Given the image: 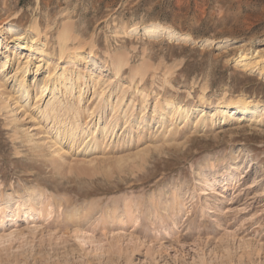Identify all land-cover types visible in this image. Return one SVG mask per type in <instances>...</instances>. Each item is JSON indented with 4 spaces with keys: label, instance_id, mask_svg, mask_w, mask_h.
I'll return each mask as SVG.
<instances>
[{
    "label": "rangeland",
    "instance_id": "1",
    "mask_svg": "<svg viewBox=\"0 0 264 264\" xmlns=\"http://www.w3.org/2000/svg\"><path fill=\"white\" fill-rule=\"evenodd\" d=\"M0 264H264V0H0Z\"/></svg>",
    "mask_w": 264,
    "mask_h": 264
},
{
    "label": "bare ground",
    "instance_id": "2",
    "mask_svg": "<svg viewBox=\"0 0 264 264\" xmlns=\"http://www.w3.org/2000/svg\"><path fill=\"white\" fill-rule=\"evenodd\" d=\"M164 32V30H162L158 25H156V24H150L148 27H146L145 29H144V32H143V34L145 35V36H151V35H153V34H156V33H163ZM35 36H38V32L37 31H35V34H34ZM177 35L175 34V33H168V37H169V39H173V38H175ZM67 38H68V34L66 33V31H64V32H62L61 33V35H60V37H59V39H58V50H59V55L62 57L63 55H64V53H65V51H66V45H65V43H66V41H67ZM21 39V37L20 36H17L16 38H15V40H20ZM45 46V44H42V47H44ZM25 48L28 50V51H32L33 50V48H34V45H33V42H31V44H27L26 46H25ZM41 51H43V50H41ZM120 66H122V64L121 65H119V67ZM116 67H118L117 65H116ZM114 68V70H115V75L117 76L118 75V73H119V71H120V68L118 67V68ZM49 76V75H48ZM49 77H51V76H49ZM19 87L21 88V84H19ZM20 90V89H19ZM21 91V90H20ZM178 109L180 110V112L182 113V114H184V116H188V114L190 113V110H188L187 108H180L179 106L177 107V111H178ZM219 110H221V107H216L215 109H214V114H213V116L214 115H216V113H218L219 112ZM255 111H257V108H255V107H249L248 105H247V103L245 102V101H242V100H239V101H237V102H234L233 104L231 103V104H229V105H226L225 106V108L224 109H222L221 110V116L223 117V118H230V117H236V116H238V118H240V117H246V116H249V115H252V114H254L255 113ZM179 112V113H180ZM175 113V112H174ZM181 114V115H182ZM259 117H260V115H259ZM203 121V123L205 124L206 123V121L203 119L202 120ZM211 121L213 122V120L211 119ZM58 123V121L56 122V124ZM59 124H62V123H60L59 122ZM79 128V126L78 125H76V124H74V125H72L71 127H70V129L67 131V136H68V138H74L75 137V135H76V131H77V129ZM113 128V126H112V122H111V120L110 121H108V123L107 124H105V126L103 127V128H101V133H104V134H106V133H108L111 129ZM94 132L95 131H90V132H87L86 134H85V139L87 140V139H90V140H92V136H93V134H94ZM81 133V132H80ZM83 133V132H82ZM66 136V137H67ZM88 142H89V140H88ZM90 145V144H89ZM94 146H96V145H94Z\"/></svg>",
    "mask_w": 264,
    "mask_h": 264
}]
</instances>
